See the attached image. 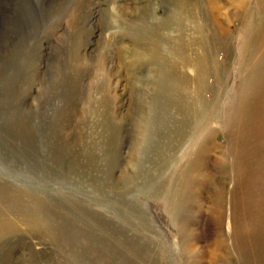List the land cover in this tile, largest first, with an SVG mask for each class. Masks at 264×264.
Wrapping results in <instances>:
<instances>
[{"label": "rangeland", "instance_id": "1", "mask_svg": "<svg viewBox=\"0 0 264 264\" xmlns=\"http://www.w3.org/2000/svg\"><path fill=\"white\" fill-rule=\"evenodd\" d=\"M182 1L157 97L131 22L174 0H0V264H264V0Z\"/></svg>", "mask_w": 264, "mask_h": 264}, {"label": "bare ground", "instance_id": "2", "mask_svg": "<svg viewBox=\"0 0 264 264\" xmlns=\"http://www.w3.org/2000/svg\"><path fill=\"white\" fill-rule=\"evenodd\" d=\"M144 8L145 9H142L145 11H141L142 13L139 16L135 17V19L131 22V26L136 29L135 34H131L132 38L134 39V45L130 50L132 51V55L134 57H128V59L130 62V66L136 70L137 74H139V76L135 79L136 81L134 83L140 85L141 87H144L146 79L150 78L151 82H154V77L157 76V78L159 79L157 80L155 78L156 81L152 85V88L157 93V97L164 94L170 95V93L172 92L177 93L179 95L181 93V90L184 92V86H189L191 84L186 79L183 69H190V67H194L193 72H197L199 70L197 69V66L194 63V59L187 55V48L182 43V39L180 40L181 36L179 37L178 35H176V31L172 27L173 25L175 26L176 20L179 21V15H183L182 13L186 9V6L182 0H174V8L172 9V12L169 13L168 17H165L163 20L159 19L154 14L150 15L148 13L149 7ZM111 12H113V18L111 20V23H114V31H117L115 20V18H117V14L115 8H113ZM108 14H110V12ZM126 56L127 55H124V52L122 51V54L120 56V58H122V60L120 61L121 63H123ZM144 68H147L148 71L154 70L153 75H144ZM135 106L137 107L138 105ZM144 118L147 120L148 123V130L146 129V138L144 142L146 145H148L150 144V141H153L155 139V132L157 133V130L153 129V125H156L157 128V123H161L162 121V118H160V116L157 117L156 115L155 103L153 104V108L148 111V114L145 115V117H142L143 120ZM26 222L30 230L33 231V233L34 230L37 232H41V230H39L38 222L35 219H26ZM6 224V221H0V233H5Z\"/></svg>", "mask_w": 264, "mask_h": 264}]
</instances>
